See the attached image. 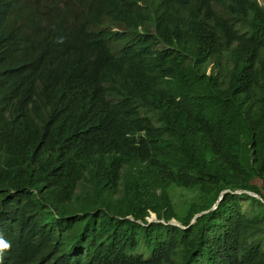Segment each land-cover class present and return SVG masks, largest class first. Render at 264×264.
Wrapping results in <instances>:
<instances>
[{"label":"trees","instance_id":"16d2710c","mask_svg":"<svg viewBox=\"0 0 264 264\" xmlns=\"http://www.w3.org/2000/svg\"><path fill=\"white\" fill-rule=\"evenodd\" d=\"M3 1L5 261L264 264V0Z\"/></svg>","mask_w":264,"mask_h":264},{"label":"clouds","instance_id":"9594fccd","mask_svg":"<svg viewBox=\"0 0 264 264\" xmlns=\"http://www.w3.org/2000/svg\"><path fill=\"white\" fill-rule=\"evenodd\" d=\"M3 7H4V10L6 12L11 13V14H21V13H24V12L30 10V7L28 5L27 0H4L3 1ZM85 13H87V12H85ZM100 19L103 20L102 23L100 24V26H104L107 24L109 17L106 14H102L96 18H91L89 20V22L83 27H80L78 29H62V30L67 32L68 35L72 39H74L76 41H81L90 32V30L93 28V25ZM33 21L36 23L35 29L37 31H41L42 27L40 26L36 17L33 19ZM112 31H117V29L113 28ZM126 69H132V70H137L140 72H146L149 68L141 60V58L137 54H135L134 57L132 58L131 62L129 63V65L126 67ZM151 214H152V212L149 211V216L147 217V221L149 223L157 222L158 220L156 219V216L153 219V221L148 220V218L150 217ZM197 215H199V214H197ZM197 215H195V216H197ZM196 218L194 217V222H195ZM192 221H191V224L194 223V222L192 223ZM168 224L176 225V226L184 229V227L182 225H180L179 223H177L174 220L170 221ZM9 250H10L9 244L7 245L4 243H0V264H43L44 259H45V257H43V258H36V259L32 260L30 263L23 262L22 259H23L24 253H23L22 248L18 245L17 254L14 257L9 258L8 260L5 261V258L9 254ZM89 264H96L93 256L90 258Z\"/></svg>","mask_w":264,"mask_h":264},{"label":"rangeland","instance_id":"374dc122","mask_svg":"<svg viewBox=\"0 0 264 264\" xmlns=\"http://www.w3.org/2000/svg\"><path fill=\"white\" fill-rule=\"evenodd\" d=\"M179 193H184V191H180ZM177 193V194H179ZM238 193H241V192H238ZM236 193V194H238ZM174 200V206H175V209H176V212L178 214V216H184L186 211H187V207L189 206L190 204V201H191V196L189 197V200L186 201L185 198H183V196H175L173 198ZM155 218V214L152 213L150 215V217L148 218L149 221H153V219ZM78 221H79V218H78Z\"/></svg>","mask_w":264,"mask_h":264},{"label":"water","instance_id":"95a60500","mask_svg":"<svg viewBox=\"0 0 264 264\" xmlns=\"http://www.w3.org/2000/svg\"><path fill=\"white\" fill-rule=\"evenodd\" d=\"M225 192H226V191H224L223 193H225ZM223 193H222V194H223ZM236 193H238V192H236ZM222 194L220 195V197H219L217 203L221 200V198H222ZM251 195H252V194H251ZM252 196L256 197L255 195H252ZM217 203H216L211 209H215L216 206H217ZM204 213H205V212H203V213H201V214L195 216V218L198 217V216H200V215H202V214H204ZM193 222H194V219H193L192 223H193Z\"/></svg>","mask_w":264,"mask_h":264}]
</instances>
